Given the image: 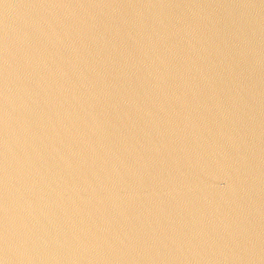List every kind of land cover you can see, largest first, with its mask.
Returning a JSON list of instances; mask_svg holds the SVG:
<instances>
[{
    "label": "water",
    "instance_id": "1",
    "mask_svg": "<svg viewBox=\"0 0 264 264\" xmlns=\"http://www.w3.org/2000/svg\"><path fill=\"white\" fill-rule=\"evenodd\" d=\"M0 264H264V0H0Z\"/></svg>",
    "mask_w": 264,
    "mask_h": 264
}]
</instances>
